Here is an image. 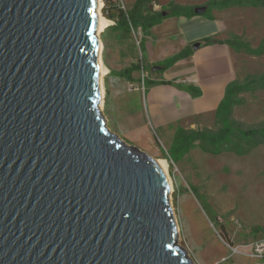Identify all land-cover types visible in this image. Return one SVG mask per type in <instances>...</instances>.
Returning <instances> with one entry per match:
<instances>
[{"label": "water", "instance_id": "95a60500", "mask_svg": "<svg viewBox=\"0 0 264 264\" xmlns=\"http://www.w3.org/2000/svg\"><path fill=\"white\" fill-rule=\"evenodd\" d=\"M101 6L0 0V264H195L167 167L106 127Z\"/></svg>", "mask_w": 264, "mask_h": 264}, {"label": "rangeland", "instance_id": "374dc122", "mask_svg": "<svg viewBox=\"0 0 264 264\" xmlns=\"http://www.w3.org/2000/svg\"><path fill=\"white\" fill-rule=\"evenodd\" d=\"M116 1L125 11L141 6L138 14L142 17L160 12L162 21L166 22L181 17L167 15L169 12L187 15L195 8L206 7L204 16L216 20L222 28L221 35L215 39L232 44L229 48L233 82L238 87L231 99L233 128L243 132L264 131V84L260 82L264 81V6L251 5L249 0ZM102 2L104 4V0ZM102 9L100 15L106 19ZM106 20L109 25L100 32L99 38L102 43L101 60L108 73L115 74L118 69L123 71L132 65L141 67L143 63L148 74L145 82L152 81L155 73L151 72L152 66L146 61L144 44L148 39L143 32L140 36L132 32L125 34L119 26L111 24L113 21ZM152 28L148 31L150 35ZM134 31L137 30L134 28ZM139 39L141 41L137 45ZM152 40L155 41L154 36ZM243 44L255 54L246 53L241 48ZM179 53L164 58L153 67L166 66ZM184 59L170 64L167 70ZM141 75L138 69L129 84L139 88ZM105 93L104 89L100 109L107 129L128 146L166 164L173 185L171 194L179 230L176 244L195 264H259L260 260L252 259L249 253L252 245L264 242V143L253 146L258 139H251V144H242L246 150L244 155L228 150L216 152L200 142L181 150L180 134H209L219 130L220 117L215 112L195 118L193 125L172 127L164 134V131L151 127L147 134L139 131L124 133L115 127L108 114ZM222 233L227 243L220 237ZM230 248L239 252L233 253Z\"/></svg>", "mask_w": 264, "mask_h": 264}, {"label": "crops", "instance_id": "0c3cea01", "mask_svg": "<svg viewBox=\"0 0 264 264\" xmlns=\"http://www.w3.org/2000/svg\"><path fill=\"white\" fill-rule=\"evenodd\" d=\"M173 20L153 26L151 35L145 36L148 39L144 44L146 61L152 69L164 58L192 49L194 43L208 37L217 38L222 33L220 23L212 18L181 16ZM152 69L155 73L152 81L171 84L150 86L143 92L129 89V82L120 75L126 69H118L111 75L107 70L102 77L107 76L103 83L102 103L105 89L108 114L115 127L124 133L139 131L147 134L151 127L164 134L175 126L193 125L195 118L217 111L234 80L232 55L226 44L192 50L186 59L164 72L159 73V68ZM188 87L193 89L195 97L186 90Z\"/></svg>", "mask_w": 264, "mask_h": 264}, {"label": "trees", "instance_id": "16d2710c", "mask_svg": "<svg viewBox=\"0 0 264 264\" xmlns=\"http://www.w3.org/2000/svg\"><path fill=\"white\" fill-rule=\"evenodd\" d=\"M249 3L251 5L257 6L262 5L264 6V0H249ZM141 7V6H140ZM138 7L136 10L133 11H125L122 9L121 6L117 3L116 0H104V6L102 9L103 16L111 21L115 22L116 26H119V29L122 30L125 34L130 33V26L135 30L140 29V31L143 32V35H148V31L151 27L157 25L160 23L163 19L162 14L159 13H151L150 16L146 14L144 17L139 15V11L141 8ZM208 9V8H207ZM176 15V16H185L187 18L195 17L196 15L194 12H190L187 15L183 14H174V12H169L167 15ZM204 16V15H201ZM205 17V16H204ZM211 19V17H209ZM200 47H206V46H212L216 44H226L228 46L232 45L230 42L226 41L221 42L213 37H208L203 39L199 42ZM246 51V53L250 55H254V51H252L248 46L241 47ZM240 48V49H241ZM239 49V50H240ZM192 51L190 49L183 50L181 53H179L176 57H173L169 64L166 66H162L159 68V72L166 71L170 64H173L174 62L187 58ZM259 54V53H258ZM257 54V55H258ZM139 65H132L130 68L123 71L120 75L125 78L129 83L133 80V73L136 72L139 69ZM262 84H264V81H260ZM158 84H171L168 82L160 81H148L145 82V91L148 87L158 85ZM188 92L192 94V96L195 97V92H193V89L191 87L186 88ZM238 90V87L233 82L231 85H229L226 93V97L220 107L215 112L219 115L220 119V128L216 133H204V132H191L186 134H178V139H182L181 143V150H186L191 144H194L196 142H200L203 145L209 146L213 148L216 152H222L224 150L232 151L238 155H244L246 154V150L244 145H249L251 142H249L251 139H258L253 142V146H256V144H260L261 142L264 143V131H247L243 132L240 129H234L232 122H231V113H232V103L231 99L233 97V93ZM199 93H196V96H198ZM220 237L222 238L225 243H227L226 236L224 233L220 234Z\"/></svg>", "mask_w": 264, "mask_h": 264}, {"label": "built area", "instance_id": "2783aa9c", "mask_svg": "<svg viewBox=\"0 0 264 264\" xmlns=\"http://www.w3.org/2000/svg\"><path fill=\"white\" fill-rule=\"evenodd\" d=\"M111 24L115 25V22L113 21V22H111ZM130 30H131V32L134 35H135V33H137V35H139V36L142 34L140 29H138L137 31H134V29L131 26H130ZM140 39H141V37H140ZM140 39H139V41L137 40V42H136L137 45H139V43L141 41ZM142 64H141V67H139V69H140V71L142 73L140 86L138 88V87H134L133 85L129 84V89L130 90L138 89V90H141L143 92L145 91V81H146V79H148V74L145 72L144 66ZM250 249H251V251H250L249 255L251 256V258L260 260L262 262L261 264H264V242L256 243L255 245H252ZM231 250L233 251V253H238L239 252L238 250H235V249H231ZM226 259H224L223 261H225Z\"/></svg>", "mask_w": 264, "mask_h": 264}, {"label": "bare ground", "instance_id": "6f19581e", "mask_svg": "<svg viewBox=\"0 0 264 264\" xmlns=\"http://www.w3.org/2000/svg\"><path fill=\"white\" fill-rule=\"evenodd\" d=\"M100 1H101L102 6L99 8V13H100L101 8H103V5H104L102 0H100ZM101 19L105 21L104 28H103V29H105L109 25V22L106 19H104L103 17H101ZM100 32H102V31H100ZM101 51H102V47L100 48V52H99V55H98V62H99V67H100V91H101V96H102V89H103V78L102 77L106 74L107 69L105 68V66L102 63ZM101 104H103L102 100L100 102V107H101ZM108 131H109V129H108ZM162 163L166 166V164L164 162H162Z\"/></svg>", "mask_w": 264, "mask_h": 264}]
</instances>
